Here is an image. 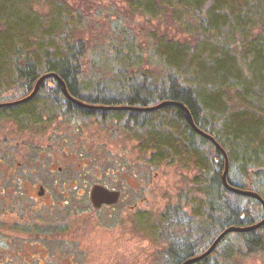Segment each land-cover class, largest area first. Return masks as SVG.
Masks as SVG:
<instances>
[{
  "label": "trees",
  "instance_id": "trees-1",
  "mask_svg": "<svg viewBox=\"0 0 264 264\" xmlns=\"http://www.w3.org/2000/svg\"><path fill=\"white\" fill-rule=\"evenodd\" d=\"M205 1L130 0L131 8L145 15H170L182 33L193 38L189 42L152 35L143 45L130 31L120 38L107 33L90 40L84 34L91 17L67 0H0V103L25 98L42 75L55 73L70 95L86 104L132 107L78 105L66 96L56 77H50L32 99L1 107L0 123L11 120L21 131H39L59 120L118 123L125 129L138 128L143 151H151L150 164H184L187 158L196 165L193 183L203 196L191 201L195 241L190 250L169 249L168 264H182L184 258L206 251L228 226H248L264 218L258 199L224 186L223 152L194 130L184 109L174 105L154 111L134 109L165 100L186 105L195 124L227 153L229 182L264 199V0H221L226 21L217 29L215 22L201 17ZM46 2L50 13L34 12ZM173 47H179L181 55H173L175 59L163 50ZM146 53L144 65L154 60L161 66L152 74L139 68ZM96 70H121L128 94L100 91L104 79ZM167 215L152 222L139 215V220L151 236H157ZM34 232L47 233L33 227ZM263 249L264 225L228 234L212 254L194 264H241L239 259Z\"/></svg>",
  "mask_w": 264,
  "mask_h": 264
},
{
  "label": "rangeland",
  "instance_id": "rangeland-1",
  "mask_svg": "<svg viewBox=\"0 0 264 264\" xmlns=\"http://www.w3.org/2000/svg\"><path fill=\"white\" fill-rule=\"evenodd\" d=\"M67 1L91 17L84 34L90 40L107 33L120 38L125 31L143 45L152 35L193 39L170 15H145L132 9L130 0ZM216 1L206 0L201 15L207 23L215 22V29L226 21L224 2ZM49 5H39L34 12L46 15ZM178 48L163 50L181 56ZM147 56L139 68L152 74L161 66L154 60L144 65ZM95 72L104 79L100 91L128 94L121 70ZM136 129L72 119L21 131L11 120L1 122L0 264H168L169 249H179L190 236L194 239L191 201L203 196L193 183L196 165L187 158L184 164H150L151 151H143ZM94 184L121 190L120 201L94 208L89 200ZM41 186L47 191L44 196L39 195ZM167 212L168 221L157 236L139 220L146 215L152 222ZM182 222L188 229L174 227ZM33 227L47 233L39 236ZM239 261L264 264V249Z\"/></svg>",
  "mask_w": 264,
  "mask_h": 264
},
{
  "label": "water",
  "instance_id": "water-1",
  "mask_svg": "<svg viewBox=\"0 0 264 264\" xmlns=\"http://www.w3.org/2000/svg\"><path fill=\"white\" fill-rule=\"evenodd\" d=\"M50 77H56V79L59 81V83L63 86L66 96L69 99H71V101H73L74 103H76L78 105L87 106L90 108H98V109H129V108H132V107L127 106V105L110 106V105H89V104H86V103L72 97L68 91V88H67L65 82L61 79V77H59L55 73H46V74L42 75L37 80L33 91L29 95H27L25 98L19 99V100L14 101V102L0 103V108L3 106L10 105V104L23 103V102H26V101L32 99L37 94L39 89L41 88V84L43 83V81L50 78ZM171 105H174V106H177V107L184 109L186 112L187 118H188L191 126L194 128V130L197 133H199L201 136L211 140L216 145V147H218L223 152V154L225 156V169H224V172L222 174V181H223L224 186L232 192L258 199L262 203V205L264 206V199L261 197L260 194H258L257 192H255L253 190H250V189H242L241 187L233 185L229 182V179H228L229 159H228L227 153L220 146V144L216 141L214 136H212L211 134L200 129L195 124L193 116H192L190 110L188 109V107L186 105L179 103V102H175V101L165 100V101H162V102H160L156 105H153V106H147V107H142V108L136 107L134 109L143 110V111H154V110H158V109L164 108L166 106H171ZM40 190H41L40 195H42L44 188L41 187ZM90 199H91V202H92V205L94 206V208L99 209L103 205L116 204L120 200V191L111 190L102 184H94L90 189ZM263 225H264V218L261 221H259L258 223L248 225V226H237V225L228 226L214 239V241L212 242V244L210 245V247L206 251L202 252L199 255H195V256L188 258L187 260L182 262V264H194V263H197L199 261H202L203 259L208 257L210 254H212V252L220 244V242L230 233L254 231V230L259 229Z\"/></svg>",
  "mask_w": 264,
  "mask_h": 264
},
{
  "label": "flooded vegetation",
  "instance_id": "flooded-vegetation-1",
  "mask_svg": "<svg viewBox=\"0 0 264 264\" xmlns=\"http://www.w3.org/2000/svg\"><path fill=\"white\" fill-rule=\"evenodd\" d=\"M60 185H66L65 183H63V184H60ZM102 185H104V184H102ZM104 186H106L107 188H109V189H111V190H118V189H115V188H110V187H108L107 185H104ZM41 187H43V186H41ZM40 187V188H41ZM44 188V191H43V194L41 195V196H44V195H46V188L45 187H43ZM63 188V187H62ZM61 189V188H60ZM64 190H65V188H63ZM118 191H120V199H121V197H122V191L121 190H118ZM40 192H41V190H40ZM40 192H39V195H40ZM89 200H90V202H91V199H90V191H89ZM120 201V200H119ZM118 201V202H119ZM117 202V203H118ZM91 204H92V202H91ZM93 206V205H92ZM112 206H114V204L113 205H103L102 207H112ZM101 207V208H102ZM100 209V208H99ZM183 217V216H182ZM191 217H193V215L191 216ZM192 219H194V218H192ZM193 222V221H192ZM192 225V224H191ZM188 226H190V225H188ZM174 227H178L179 228V230L180 229H182V228H186V229H188L187 228V225L186 224H184V222H182V223H179L178 225H174ZM192 235V234H191ZM190 236V235H189ZM193 238H192V236H190V237H188L187 238V240L186 241H183V243H181V245L179 246V249H181L182 247H184V248H189V250L190 249H192V247L191 246H193V244H192V240ZM174 250V249H173ZM175 250H178V248L176 247V249ZM174 250V251H175ZM188 258H190V257H186V258H184L182 261H181V263L182 262H184L185 260H187Z\"/></svg>",
  "mask_w": 264,
  "mask_h": 264
}]
</instances>
